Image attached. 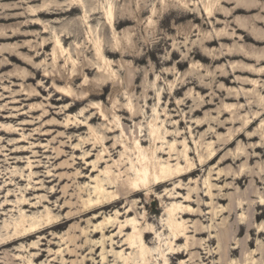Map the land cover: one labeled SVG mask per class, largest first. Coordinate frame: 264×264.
<instances>
[{
    "label": "clouds",
    "instance_id": "clouds-1",
    "mask_svg": "<svg viewBox=\"0 0 264 264\" xmlns=\"http://www.w3.org/2000/svg\"><path fill=\"white\" fill-rule=\"evenodd\" d=\"M0 264H264V0H0Z\"/></svg>",
    "mask_w": 264,
    "mask_h": 264
}]
</instances>
